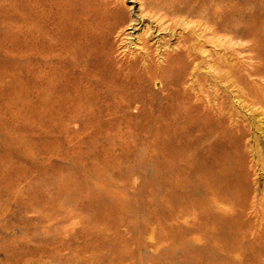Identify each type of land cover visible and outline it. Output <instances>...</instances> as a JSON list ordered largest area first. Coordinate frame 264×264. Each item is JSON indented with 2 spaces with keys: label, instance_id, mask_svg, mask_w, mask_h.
Returning <instances> with one entry per match:
<instances>
[{
  "label": "rangeland",
  "instance_id": "obj_1",
  "mask_svg": "<svg viewBox=\"0 0 264 264\" xmlns=\"http://www.w3.org/2000/svg\"><path fill=\"white\" fill-rule=\"evenodd\" d=\"M120 1L126 29L129 20L139 19L141 2ZM211 2L234 15L227 31L241 44L264 39V0ZM80 13L81 0H0V264L199 262L205 256L194 252L199 233L170 253L171 247L162 250L157 243V235L167 227L146 224L147 232L142 229L149 215L165 220L175 202L169 193L173 187H163L160 180L163 124L172 138V128L189 118L187 131L200 139L199 152L208 145L220 151L231 143L220 127L210 136L211 126L190 89L204 81L205 91L212 93L215 82L207 59L196 46L198 60L189 63L188 70L167 73L162 80L140 77L127 90L115 92L86 66ZM131 28L124 30L125 39L112 40L113 62L124 60V48L134 51L138 46L136 38L142 33ZM205 50L214 56L217 52ZM219 53L223 62H232L234 56ZM161 64L153 54V71ZM241 65L245 68L247 62ZM253 83L264 89V65ZM236 102L225 94L230 114L249 117ZM246 124L248 139L264 133V121L260 131L254 121ZM260 137L255 145L264 151ZM171 145L178 144L175 140ZM48 212L65 217L59 229L68 232V241L61 233H46L43 214ZM225 232L234 250L223 262L238 264L232 231ZM250 244L247 254L254 252Z\"/></svg>",
  "mask_w": 264,
  "mask_h": 264
},
{
  "label": "bare ground",
  "instance_id": "obj_2",
  "mask_svg": "<svg viewBox=\"0 0 264 264\" xmlns=\"http://www.w3.org/2000/svg\"><path fill=\"white\" fill-rule=\"evenodd\" d=\"M140 2L139 19L129 20L125 29L122 28L126 24L125 10L120 0H81L79 28L87 68L106 81L109 89L125 91L140 77L162 80L167 73L174 75L181 73V68L188 70L189 63L198 60L197 46L207 59L210 78L217 84L213 83L212 93H208L204 81L195 82L197 89L190 87L196 92L195 105L201 107L204 120L211 126L210 136L220 127L223 137L231 139L227 149L218 151L208 145L199 152L200 139L187 131L192 124L189 118L183 119L180 127L172 128V138L167 137L168 126L163 124L159 133L160 180L163 187H173L169 193L175 202L166 212L165 220L149 215L142 232H147L146 224L167 227V232L157 235V243L162 250L171 247L170 253L177 251V246L186 245V237L199 233L194 240V252L205 256L199 262L188 258L185 264H218L224 263L227 254L234 250L226 243L225 231L230 230L238 248V264H264V151L255 145L260 135L264 138V133L248 139L246 124L254 121L260 131L264 121V89L254 88L253 83L259 67L264 65V39L256 37L247 45L241 44L238 36L227 31V23L234 15L228 16L223 4H212L211 0ZM148 22L153 27L146 28L144 24ZM130 27L142 33L136 38L138 46L134 51L124 48L120 52L124 60L113 62L112 40L125 39L124 30ZM206 47L217 50L215 56ZM219 52L234 56L232 62H223ZM153 54L162 63L156 71L152 68ZM243 62H247L245 68ZM225 94L237 101L238 109L250 112V116L230 114L224 103ZM185 132L189 133L183 135ZM175 140L178 145L173 147ZM193 196L199 198L193 200ZM43 215L46 233H61V238L68 241V232L59 229L65 217L49 212ZM248 241L254 250L250 254L246 253ZM257 244L261 246L255 248Z\"/></svg>",
  "mask_w": 264,
  "mask_h": 264
}]
</instances>
